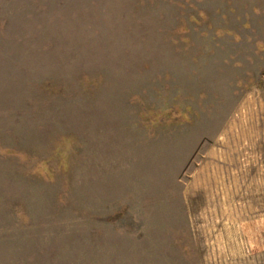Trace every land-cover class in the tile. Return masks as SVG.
<instances>
[{"label": "rangeland", "instance_id": "rangeland-1", "mask_svg": "<svg viewBox=\"0 0 264 264\" xmlns=\"http://www.w3.org/2000/svg\"><path fill=\"white\" fill-rule=\"evenodd\" d=\"M0 264H264V0H0Z\"/></svg>", "mask_w": 264, "mask_h": 264}]
</instances>
